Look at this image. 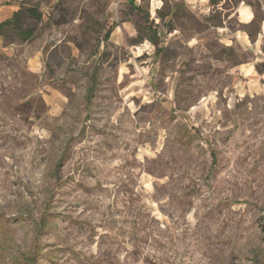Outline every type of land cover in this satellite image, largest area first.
<instances>
[{
  "label": "rangeland",
  "instance_id": "rangeland-1",
  "mask_svg": "<svg viewBox=\"0 0 264 264\" xmlns=\"http://www.w3.org/2000/svg\"><path fill=\"white\" fill-rule=\"evenodd\" d=\"M30 2L0 44V264H264L247 53L185 5Z\"/></svg>",
  "mask_w": 264,
  "mask_h": 264
},
{
  "label": "crops",
  "instance_id": "crops-1",
  "mask_svg": "<svg viewBox=\"0 0 264 264\" xmlns=\"http://www.w3.org/2000/svg\"><path fill=\"white\" fill-rule=\"evenodd\" d=\"M173 5H185L212 16L208 21L209 27L214 30L219 41L226 46H235L240 51L247 53V58L232 66L238 84L244 85L246 91H264V0H152L154 9L160 10L164 2ZM136 6L140 4L132 0ZM258 2V3H257ZM30 0H0V24L7 20L13 22L2 28L9 29V33L16 35L21 32L26 36V30H19L26 19L22 14L14 18L20 11L30 7ZM254 3H257L254 5ZM219 13V17L214 14ZM235 17V25L230 20ZM255 26V28H252ZM0 30V44L4 42L3 29ZM111 34V31H110ZM27 37V36H26Z\"/></svg>",
  "mask_w": 264,
  "mask_h": 264
},
{
  "label": "trees",
  "instance_id": "trees-1",
  "mask_svg": "<svg viewBox=\"0 0 264 264\" xmlns=\"http://www.w3.org/2000/svg\"><path fill=\"white\" fill-rule=\"evenodd\" d=\"M212 1H215V0H212ZM27 11H28L29 14L32 15L33 17L40 18V15H39V14L36 12V10L33 9V8H28L26 11L24 10V11L17 12V13L15 14L14 18H17V16H19V14H23V13H25V12H27ZM12 22H13L12 20H7V21L3 22L2 24H0V29H1L3 26H5V25H9V24H11ZM26 33H27V34H26L27 37H31L33 31H32V29H28V30H26ZM109 35H110V31L107 32L106 36L108 37ZM91 94H92V92H90V94L88 95V100L91 99Z\"/></svg>",
  "mask_w": 264,
  "mask_h": 264
}]
</instances>
